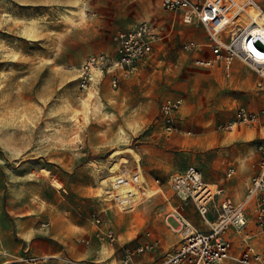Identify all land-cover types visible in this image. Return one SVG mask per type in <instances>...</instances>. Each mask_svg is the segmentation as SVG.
Instances as JSON below:
<instances>
[{
	"label": "rangeland",
	"instance_id": "rangeland-1",
	"mask_svg": "<svg viewBox=\"0 0 264 264\" xmlns=\"http://www.w3.org/2000/svg\"><path fill=\"white\" fill-rule=\"evenodd\" d=\"M143 22L161 40L138 74L118 89L104 79L84 90L77 69L88 56L112 54L113 36ZM188 41L205 45L207 34L161 0H0V264H121L94 218L122 243L164 242L174 235L167 217L195 211L166 185L171 175L194 166L221 187L253 175L264 117L219 128L240 107L261 112L264 79L240 62L231 79L196 66L201 53L185 51ZM167 98L183 100L171 134ZM233 168L240 174L228 179ZM18 219L44 231L32 242L3 238V223Z\"/></svg>",
	"mask_w": 264,
	"mask_h": 264
},
{
	"label": "built area",
	"instance_id": "built-area-1",
	"mask_svg": "<svg viewBox=\"0 0 264 264\" xmlns=\"http://www.w3.org/2000/svg\"><path fill=\"white\" fill-rule=\"evenodd\" d=\"M161 6L165 12L179 16L186 26L201 27L206 32L207 44L188 41L184 45L187 52L201 53L194 61L196 66L216 68L231 79L235 63L240 62L264 79V72H260L264 71V11L254 0H161ZM160 40L147 22L117 32L112 39V54H91L77 69L82 88L107 79L113 89H118L138 74ZM182 106L180 98H167L161 104L162 123L170 134L177 129ZM263 117L264 108L256 112L240 107L219 129L233 132L238 126H255ZM257 150L260 157L252 165L253 175L243 182L245 194L239 202L224 196L223 188L209 184L197 167L169 177L166 185L195 208L208 230L195 228L181 213L169 215L167 220L172 218L176 225L168 226L181 236V241L152 264H264V145ZM236 172L230 169L227 178ZM153 182L155 193L166 186L159 179ZM93 224L96 238L121 253V264H145L142 258L163 247L160 238L134 247L122 243L101 218H94Z\"/></svg>",
	"mask_w": 264,
	"mask_h": 264
},
{
	"label": "crops",
	"instance_id": "crops-1",
	"mask_svg": "<svg viewBox=\"0 0 264 264\" xmlns=\"http://www.w3.org/2000/svg\"><path fill=\"white\" fill-rule=\"evenodd\" d=\"M237 174H240V170H236ZM243 182L244 180L237 179L233 182L228 183L227 185H224L221 187V181L215 182L213 185H217L225 190L224 196H229L231 199H233L235 202H239L245 194L244 188H243ZM210 184V183H209ZM195 209V208H194ZM173 220V219H172ZM190 222L195 226V228L206 231L208 230V226L204 225L197 212L194 211L193 215L189 217ZM171 220H167V225L170 224V226H175L172 223H170ZM10 228V229H7ZM169 232H171L174 235H171L169 239L167 238L166 241L163 242V247L158 249L156 252L142 258L141 263L145 264H152L156 260H158L163 254L169 251L170 248L176 246L181 241V236L177 233H175L169 226ZM43 229H40L36 227V224L31 222L30 220H14V222H11V225L6 222L3 223V231H2V237L8 241H10L12 238H15L16 236L22 238L26 242H32L36 237L41 235L40 233L43 232Z\"/></svg>",
	"mask_w": 264,
	"mask_h": 264
},
{
	"label": "bare ground",
	"instance_id": "bare-ground-1",
	"mask_svg": "<svg viewBox=\"0 0 264 264\" xmlns=\"http://www.w3.org/2000/svg\"><path fill=\"white\" fill-rule=\"evenodd\" d=\"M73 4H74V7H77V8H80V10H82L83 12H85L86 10H85V8H84V6L83 7H80L79 6V2L78 1H75V2H73ZM257 13L258 12H255L254 14H255V17H256V15H257ZM263 21V20H262ZM260 71H262V70H260ZM264 71H262V73H263ZM264 74V73H263Z\"/></svg>",
	"mask_w": 264,
	"mask_h": 264
}]
</instances>
